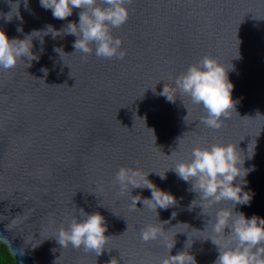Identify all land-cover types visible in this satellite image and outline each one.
Returning a JSON list of instances; mask_svg holds the SVG:
<instances>
[{
    "label": "water",
    "instance_id": "1",
    "mask_svg": "<svg viewBox=\"0 0 264 264\" xmlns=\"http://www.w3.org/2000/svg\"><path fill=\"white\" fill-rule=\"evenodd\" d=\"M127 7L128 21L111 30L126 50L119 60L97 57L95 45L86 58L75 52L77 37L64 29L79 24L82 9L60 20L40 0H0V31L10 40L31 36L37 57L0 69V242L16 264H159L168 250L162 240L141 241L148 224L174 239L169 255L186 251L196 264H214L208 215L216 208L190 207L198 194L170 170L194 147L213 143L236 144L247 170L234 186L251 200L234 213L264 219V0H133ZM49 26L62 34H45ZM204 56L229 69L234 86L235 110L218 130L201 123V106L171 91ZM166 85L174 101L162 95ZM121 167L149 173L176 203L155 212L142 203L151 190L133 188L141 202L132 210L130 196L113 185ZM81 209L104 217L111 238L99 256L55 239Z\"/></svg>",
    "mask_w": 264,
    "mask_h": 264
},
{
    "label": "clouds",
    "instance_id": "2",
    "mask_svg": "<svg viewBox=\"0 0 264 264\" xmlns=\"http://www.w3.org/2000/svg\"><path fill=\"white\" fill-rule=\"evenodd\" d=\"M133 0H40L45 9H51L56 19L64 20L72 15L73 9H82L79 13V24L69 23L64 32L77 37L74 42L75 52L83 53L85 58L92 54V45H95V55L106 59L123 60L126 50H122V40L114 38L111 30L122 27L129 19L130 5ZM22 32V28H17ZM51 33L55 38L61 32L51 26L45 34ZM28 36L24 40L9 39L0 31V69H14L21 57L29 61L37 59L32 52V39ZM62 52L61 49H56ZM30 67V64L28 65ZM228 70L216 59L204 56L197 64L190 65L186 71L174 80V89L181 95H186L191 102L203 108L205 115L201 123L211 129H220L225 120L230 118L235 110L232 99L233 84L228 79ZM45 72L46 70L42 69ZM169 85L163 89L162 95L169 101H174L169 94ZM173 155V154H172ZM241 159V152L236 144L223 145L213 143L210 147H194L191 158L175 163L173 170L180 179L191 183V191L198 194L190 207L200 206L205 214L207 209L216 208L209 225L214 237L210 238L217 246L219 255L214 264H264V219L253 216L247 219L242 213H234L238 204H248L251 200L249 193L244 192L242 186H234L238 177L247 175ZM140 169L121 167L115 174L113 185L119 186V195H128L131 199V208L136 210L140 196H131L133 188H148L151 190V199H143L142 203L156 212L157 208L167 209L176 203L175 197L159 190ZM160 175V174H159ZM164 178V174L160 175ZM230 202L231 208L217 205ZM81 219L73 216L65 228L58 229L55 237L62 248L71 246L85 253L94 252L96 256L105 250L108 240L105 232V220L99 213L87 214L83 209L79 213ZM175 213L172 214L175 218ZM208 225V226H209ZM225 229H229L226 234ZM163 228L148 224L141 227L139 236L142 242L162 240L168 254L159 261V264H196V260L186 251L177 255H169L175 241L167 242ZM189 246V245H187ZM110 264H118L112 259Z\"/></svg>",
    "mask_w": 264,
    "mask_h": 264
},
{
    "label": "trees",
    "instance_id": "3",
    "mask_svg": "<svg viewBox=\"0 0 264 264\" xmlns=\"http://www.w3.org/2000/svg\"><path fill=\"white\" fill-rule=\"evenodd\" d=\"M0 264H16L8 247L0 242Z\"/></svg>",
    "mask_w": 264,
    "mask_h": 264
}]
</instances>
